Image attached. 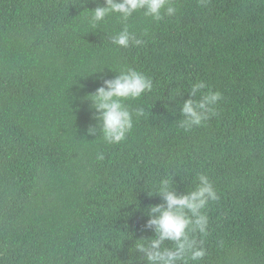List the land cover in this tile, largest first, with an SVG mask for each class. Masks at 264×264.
Returning a JSON list of instances; mask_svg holds the SVG:
<instances>
[{"label": "trees", "instance_id": "1", "mask_svg": "<svg viewBox=\"0 0 264 264\" xmlns=\"http://www.w3.org/2000/svg\"><path fill=\"white\" fill-rule=\"evenodd\" d=\"M103 2L0 0V264H138L136 240L154 235L146 209L162 203L148 192L167 177L187 192L200 173L219 200L198 236L207 255L190 264H264V0H172L160 22L134 13L144 43L128 48L111 40L118 14L88 23ZM127 67L153 89L126 101L145 115L108 144L87 135L83 98ZM200 80L223 98L185 131L180 106Z\"/></svg>", "mask_w": 264, "mask_h": 264}, {"label": "clouds", "instance_id": "2", "mask_svg": "<svg viewBox=\"0 0 264 264\" xmlns=\"http://www.w3.org/2000/svg\"><path fill=\"white\" fill-rule=\"evenodd\" d=\"M199 2L206 6V0ZM177 11L172 0H104L103 4L98 3L94 10H90L91 15L87 19L92 27H97L106 17L118 14L124 27L111 40L117 46L128 48L144 43L126 23L134 13L142 12L145 17L160 22L165 17L175 16ZM96 72L102 73L103 68ZM206 88L208 85L203 80L194 83L189 90L191 98L180 106L182 119L179 127L185 131L204 125L216 115L222 94L211 89L202 92ZM152 89V78L132 67L122 68L114 78H104L102 86L83 98L91 102L93 119L97 121L87 128V135L95 136L99 132L108 144L125 141L135 122L145 115L144 108L132 109L126 101L136 100ZM198 93L199 99H194ZM97 159L103 160V153H98ZM197 181L195 187L181 193L176 191L172 178L167 177L160 180L154 195L148 192L149 196H159L162 203L146 209L148 219L144 228L151 229L154 235L136 240L134 253H140L138 264H190L205 258L207 250L198 236L207 233V208L210 202L219 200V195L206 174H198Z\"/></svg>", "mask_w": 264, "mask_h": 264}]
</instances>
